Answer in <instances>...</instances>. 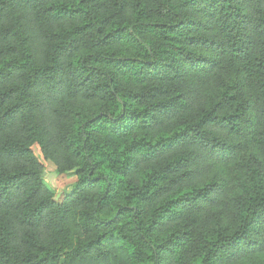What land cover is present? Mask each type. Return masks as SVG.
Instances as JSON below:
<instances>
[{"label":"trees","instance_id":"16d2710c","mask_svg":"<svg viewBox=\"0 0 264 264\" xmlns=\"http://www.w3.org/2000/svg\"><path fill=\"white\" fill-rule=\"evenodd\" d=\"M0 264H264V0H0Z\"/></svg>","mask_w":264,"mask_h":264},{"label":"rangeland","instance_id":"374dc122","mask_svg":"<svg viewBox=\"0 0 264 264\" xmlns=\"http://www.w3.org/2000/svg\"><path fill=\"white\" fill-rule=\"evenodd\" d=\"M35 155L43 164L44 168V181L46 185L52 190L57 200L61 199L66 193H69L76 177L73 172L66 173L64 175H58L54 171V165L49 161H44L40 155L38 146H33Z\"/></svg>","mask_w":264,"mask_h":264},{"label":"water","instance_id":"95a60500","mask_svg":"<svg viewBox=\"0 0 264 264\" xmlns=\"http://www.w3.org/2000/svg\"><path fill=\"white\" fill-rule=\"evenodd\" d=\"M42 176H44V172L42 173Z\"/></svg>","mask_w":264,"mask_h":264}]
</instances>
